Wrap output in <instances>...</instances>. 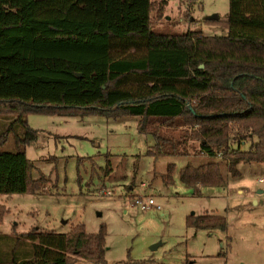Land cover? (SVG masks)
Masks as SVG:
<instances>
[{"label":"trees","instance_id":"trees-1","mask_svg":"<svg viewBox=\"0 0 264 264\" xmlns=\"http://www.w3.org/2000/svg\"><path fill=\"white\" fill-rule=\"evenodd\" d=\"M168 0H0V149L13 137L15 152L0 150V195L45 191L33 179L26 148L38 136L31 114L74 116L80 111L139 119L155 157L195 151L264 165V0H229L223 36L153 31ZM126 26L118 23L122 18ZM205 22H216L205 20ZM30 87L3 90L4 73ZM12 83V84H13ZM22 129L24 134H18ZM250 143L249 150L242 147ZM197 145V147H196ZM174 166H169L172 182ZM181 181L200 187L224 182L219 163L185 167ZM6 209L0 206V224ZM189 227L227 231L225 217H191ZM30 250L0 252V264H107L104 228L89 234L78 224L67 234L33 229L22 234Z\"/></svg>","mask_w":264,"mask_h":264},{"label":"rangeland","instance_id":"rangeland-1","mask_svg":"<svg viewBox=\"0 0 264 264\" xmlns=\"http://www.w3.org/2000/svg\"><path fill=\"white\" fill-rule=\"evenodd\" d=\"M157 11L156 6V33L223 36L220 24L228 19L229 0H168L159 19ZM212 15L218 23L205 22ZM12 79L4 73V91L29 90ZM138 122L106 112L29 115L38 136L26 155L34 165L33 179L44 176L46 189L0 195L6 209L0 252L9 257L17 247L20 257L29 251V240L18 238L33 229L67 234L83 224L89 234L105 229L107 264H264V165L241 163L239 174L232 175L227 160L201 155L194 145L187 156L155 157L149 153L155 141L138 132ZM5 129L0 120V134ZM0 150L15 152L13 137ZM213 162L224 177L219 187H200L197 194L181 181L183 168ZM169 166H174L172 182ZM138 197L152 198L154 207L133 206ZM204 215L225 217L227 231L188 226L189 218Z\"/></svg>","mask_w":264,"mask_h":264},{"label":"built area","instance_id":"built-area-1","mask_svg":"<svg viewBox=\"0 0 264 264\" xmlns=\"http://www.w3.org/2000/svg\"><path fill=\"white\" fill-rule=\"evenodd\" d=\"M133 206L140 208L143 211H146L155 205V201L152 198L138 197L132 202ZM160 209V207H157Z\"/></svg>","mask_w":264,"mask_h":264},{"label":"water","instance_id":"water-1","mask_svg":"<svg viewBox=\"0 0 264 264\" xmlns=\"http://www.w3.org/2000/svg\"><path fill=\"white\" fill-rule=\"evenodd\" d=\"M205 20H208V21L218 20V16H217V15H212V16L207 17ZM258 193H259V194H262L263 191H259ZM156 247H157V246H154V248H152V249H155Z\"/></svg>","mask_w":264,"mask_h":264},{"label":"crops","instance_id":"crops-1","mask_svg":"<svg viewBox=\"0 0 264 264\" xmlns=\"http://www.w3.org/2000/svg\"><path fill=\"white\" fill-rule=\"evenodd\" d=\"M118 23L120 24V26L125 27L126 26L125 18L123 17Z\"/></svg>","mask_w":264,"mask_h":264}]
</instances>
